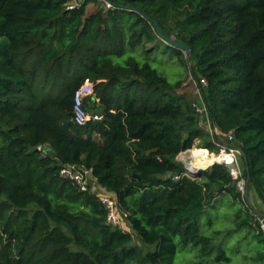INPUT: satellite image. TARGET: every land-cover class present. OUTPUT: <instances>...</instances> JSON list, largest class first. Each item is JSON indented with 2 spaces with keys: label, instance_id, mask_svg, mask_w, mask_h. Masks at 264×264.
Listing matches in <instances>:
<instances>
[{
  "label": "trees",
  "instance_id": "16d2710c",
  "mask_svg": "<svg viewBox=\"0 0 264 264\" xmlns=\"http://www.w3.org/2000/svg\"><path fill=\"white\" fill-rule=\"evenodd\" d=\"M66 1L0 0V264H173L185 249L192 264H264L252 205L264 207V0ZM159 57L185 75L169 81ZM188 77L206 80L217 135L181 92ZM85 80L84 106L102 118L79 126L73 94ZM221 146L242 153L245 195L225 165L193 178L177 159ZM67 165L87 172L86 190L61 178ZM105 193L126 215L120 225L107 223ZM221 208L232 225L215 226Z\"/></svg>",
  "mask_w": 264,
  "mask_h": 264
},
{
  "label": "built area",
  "instance_id": "2783aa9c",
  "mask_svg": "<svg viewBox=\"0 0 264 264\" xmlns=\"http://www.w3.org/2000/svg\"><path fill=\"white\" fill-rule=\"evenodd\" d=\"M86 0H67L65 2L66 9L71 10L76 7H79ZM94 3H97L103 6L105 9H109L111 4L106 0H93ZM188 81L190 82L193 95L197 99L198 102L192 104L195 108L196 113H198L201 117H203L204 121L203 125L207 128L211 135L218 134L214 131L213 126L210 124L207 111L203 103L202 96V87L207 85L206 80L204 78L194 79L189 77ZM188 82L184 83L187 85ZM94 96V84L88 80H85L81 86H79L73 94V122L79 126H84L89 121H100L102 116L98 113L88 112L84 106L85 100ZM92 101V100H91ZM97 101V99H95ZM221 137L226 139V142H232L233 137L231 134H221ZM40 149V148H39ZM190 151V150H189ZM212 163L213 164H222L229 168V175L232 180L237 182V186L242 195H245V179L243 177V167L241 164L242 153L240 150L232 147L221 146L217 154H211ZM183 165L188 173L191 174V171H194L193 168L195 166L190 163L183 162ZM210 165V166H211ZM60 176L63 179H68L73 182L79 189L86 190L87 189V172H81L76 168L75 165H67L60 170ZM177 179V177H175ZM104 192V190H102ZM101 205L107 210V223L116 226L120 225L121 221L125 219V214L118 215L117 209V201L113 194L105 193L100 199ZM258 221L260 227L264 233V216L258 217Z\"/></svg>",
  "mask_w": 264,
  "mask_h": 264
},
{
  "label": "rangeland",
  "instance_id": "374dc122",
  "mask_svg": "<svg viewBox=\"0 0 264 264\" xmlns=\"http://www.w3.org/2000/svg\"><path fill=\"white\" fill-rule=\"evenodd\" d=\"M95 9H96V6L94 4H92V3H89L87 5V7H86L87 12H92ZM157 60L158 61L153 64V67L156 68L160 74L166 76L168 78V80L171 81V82L177 81L178 79L182 78L185 75V73H186V69L182 65H180L175 58H173L172 60L167 61L165 58L159 57ZM188 79H189V77H188ZM186 82L187 81H185L184 83H186ZM181 92L184 93L185 95H187V97L190 100H192V97H193L192 87H189L188 85H184L182 87ZM197 152L200 153L197 149L193 148L190 151H186L184 153L179 154L177 156V159L179 161H181L182 163L183 162L190 163L191 160H192L191 156L193 155L192 157L195 158V154H197ZM204 163H205V161H204ZM91 185H92V183H91ZM96 189L102 191L99 187H96ZM231 211L232 210L230 208H221V209H219L217 214L220 215V216H219L217 221L214 220L215 226L223 227V226L232 225L229 222V220H227V218L225 217V214H228ZM201 225H202L201 226L202 227V231H203L205 236L212 235L213 228L209 227L206 224V218H204V217L202 218ZM126 227H128V226H126ZM251 241L252 240L250 239V240H248L246 242H251ZM134 242L138 243V240L135 238ZM254 242H256L255 239H254ZM254 242L251 243L250 247L248 248L249 252L251 253V255H254L255 249H256V245H255ZM144 248H148L149 249V248H153V247H144ZM257 249H259V247ZM195 255H196V253H195L194 250L185 249V250L179 252L176 255V257H175V259L173 261V264H192L193 262L196 261L195 260Z\"/></svg>",
  "mask_w": 264,
  "mask_h": 264
},
{
  "label": "water",
  "instance_id": "95a60500",
  "mask_svg": "<svg viewBox=\"0 0 264 264\" xmlns=\"http://www.w3.org/2000/svg\"><path fill=\"white\" fill-rule=\"evenodd\" d=\"M106 1L110 2L109 0H106ZM146 19H148V21H150L151 24L154 26L155 33L159 39L163 40L166 44L184 52L185 57L187 59L190 58V49L187 45H185L183 43H178L175 40H173L171 37L164 35L161 28L159 27V25L156 21H154L148 17ZM208 167H195V168H193L194 171H191V175L193 176V178H196L201 171L206 170ZM253 211L256 213L257 216L263 217V215L260 214L255 208H253Z\"/></svg>",
  "mask_w": 264,
  "mask_h": 264
},
{
  "label": "bare ground",
  "instance_id": "6f19581e",
  "mask_svg": "<svg viewBox=\"0 0 264 264\" xmlns=\"http://www.w3.org/2000/svg\"><path fill=\"white\" fill-rule=\"evenodd\" d=\"M200 154H195V158H193L192 156H191V158H192V160H191V165H193V166H195V167H208V166H210L211 165V163H212V161H213V159H212V157L211 158H204V156L203 155H201V157L199 156ZM207 161L208 163L207 164H205L204 163V161Z\"/></svg>",
  "mask_w": 264,
  "mask_h": 264
},
{
  "label": "crops",
  "instance_id": "0c3cea01",
  "mask_svg": "<svg viewBox=\"0 0 264 264\" xmlns=\"http://www.w3.org/2000/svg\"><path fill=\"white\" fill-rule=\"evenodd\" d=\"M101 190H103V189H101ZM257 204H258V206L260 207V209H259V207L256 205L255 199H253V201H252V205H253V207L256 208V209H258V210H260V213L263 214V216H264V207L262 206V204H261L260 202H257Z\"/></svg>",
  "mask_w": 264,
  "mask_h": 264
}]
</instances>
